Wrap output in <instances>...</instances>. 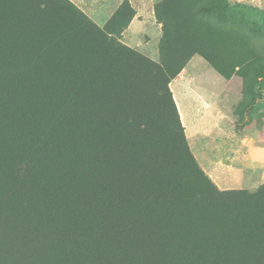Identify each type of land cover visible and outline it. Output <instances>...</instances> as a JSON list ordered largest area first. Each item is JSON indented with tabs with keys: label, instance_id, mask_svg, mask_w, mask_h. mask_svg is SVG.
<instances>
[{
	"label": "trees",
	"instance_id": "obj_1",
	"mask_svg": "<svg viewBox=\"0 0 264 264\" xmlns=\"http://www.w3.org/2000/svg\"><path fill=\"white\" fill-rule=\"evenodd\" d=\"M159 58L71 0H0V264H264V182L220 189L170 89L202 56L225 79L227 0H157Z\"/></svg>",
	"mask_w": 264,
	"mask_h": 264
},
{
	"label": "rangeland",
	"instance_id": "obj_2",
	"mask_svg": "<svg viewBox=\"0 0 264 264\" xmlns=\"http://www.w3.org/2000/svg\"><path fill=\"white\" fill-rule=\"evenodd\" d=\"M71 1L101 27L116 10V5H111L115 0ZM155 1L133 0V3L134 6L145 3L147 13L152 11ZM227 1L231 11L244 18L243 24L235 21L242 34L228 40V56L233 61L247 56L251 63L225 79L202 56L195 54L185 66L188 75L185 73L180 80L184 89L181 101L184 107H189V114L212 105L221 118L207 136L196 132L195 122L193 128H186L189 146L212 181L220 189L254 190L264 182V0ZM139 20L142 27H124L116 36L121 43L158 60L160 28L150 17ZM196 93L208 94L206 103Z\"/></svg>",
	"mask_w": 264,
	"mask_h": 264
},
{
	"label": "crops",
	"instance_id": "obj_3",
	"mask_svg": "<svg viewBox=\"0 0 264 264\" xmlns=\"http://www.w3.org/2000/svg\"><path fill=\"white\" fill-rule=\"evenodd\" d=\"M109 1L110 0H107V2H109ZM121 2H122V0H115V2L113 4H111V5L112 6L116 5V8H117ZM129 2L132 5V7L134 8V10H135V15L132 18V20L130 21V23L128 24L127 29L128 28L132 29L133 27H142V23H140L139 18H141V17L149 18L150 17L152 20H154V24H156L157 27L160 28L159 30L161 32V24L156 21L155 16H154L153 8H154L155 2L152 5V11L151 12H147V13L145 11V9L147 8V5L145 3H141L140 6H134L133 0H129ZM112 6L110 7V10H111ZM113 12H112V14H113ZM185 73L188 75V72H186V67H184L182 69V71L173 79V81L170 82L169 85H170V89L172 91L174 100L176 102V105H177V108H178V111H179V114H180L181 122H182V124L185 127L186 137H187V139L189 138V135L187 133V129L188 128L189 129L193 128L194 122H195L196 132H198L202 136H207L208 132H210L209 130H213L214 127L217 124H219L218 122H220L221 118H219L218 115H216V112H214V108L212 107V105H210L209 107L204 106V107L200 108L196 112L192 111V113L190 112L191 114L188 113L189 112V107H186V106L184 107V104H182V101H181L182 98H183L184 89H183V85L180 84V80H181L182 77H184ZM172 84H174L173 87H172ZM188 84L191 87L189 81H188ZM185 86H186V84H185ZM185 86H184V88H185ZM196 94L197 95L200 94L201 95L200 97L206 103L205 98L209 97V96H207L208 94H204V95L202 93H196ZM186 96H188V95H186ZM188 97H190V96H188ZM178 99H179V101L181 103L178 102ZM215 109L217 110V108H215ZM183 115L185 116V118H184Z\"/></svg>",
	"mask_w": 264,
	"mask_h": 264
}]
</instances>
